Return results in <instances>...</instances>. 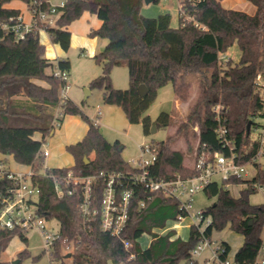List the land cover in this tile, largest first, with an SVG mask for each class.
<instances>
[{"label": "trees", "instance_id": "1", "mask_svg": "<svg viewBox=\"0 0 264 264\" xmlns=\"http://www.w3.org/2000/svg\"><path fill=\"white\" fill-rule=\"evenodd\" d=\"M11 1L0 0V24L21 11L5 5ZM40 1L43 8L50 6L48 0ZM248 1L255 7L253 13L228 8L223 0H183L193 19L184 22L180 18L179 27H173L172 15L167 11L155 17L145 16L142 13L144 0H65L56 24L47 28L51 41L69 51L70 23L85 11L96 14L103 21L101 27L90 31V36H99L107 42L93 56L102 66V72L89 86L102 89L104 101L120 106L130 123H141L146 134L152 131L153 123L158 128L171 121L167 111L160 112L155 120L146 114L159 87L171 83L176 99L188 101L192 92L188 75L199 74V92L189 103L177 130V134L186 139L187 149L175 148L172 136L156 142L159 155L149 169L155 178L195 175L193 163L186 162V151L192 148L195 138L198 139V153L206 150L212 154H235L237 163L255 164L257 175L250 180L239 177L214 180L203 189L216 199L202 210L204 221L211 218L204 235L210 238L214 230L227 226L243 234L244 242L234 256L240 264L255 261L264 229V202L256 205L250 201L251 194L256 191L255 185L264 186V169L256 162L263 135L252 136L255 129L264 128V84L258 81L264 74V0ZM40 38L39 31H34L16 40L0 25V152L12 154L21 164L31 165V181L41 190L36 202L39 211L59 222L61 237L49 252L51 262L62 259L61 264H177L181 258H186L189 264H197L192 250L202 239L198 225H191L188 239L177 235L175 228L159 232L179 216H187L173 197L129 184L135 188L136 195L131 197L128 221L121 236H115L101 228L98 214L88 218L83 215L80 185L64 197L55 194L54 180L49 173L61 175L73 171L81 176H96L91 209H99L104 188L100 173L130 175L140 168L122 157L119 141L107 140L99 125L78 103L70 97L61 98L60 90L66 81L54 75L56 64L46 56V45ZM235 43L241 51L240 60H221L220 55ZM57 65L69 73V58L58 59ZM119 65H126L130 72L129 87L125 89L115 88L112 82V69ZM34 79L44 80L49 86L40 85ZM141 84L148 87L144 96L139 93ZM218 105L220 109L216 110ZM66 115L81 116L87 121L88 129L82 139L66 145V150L74 157V164L49 168L42 154L43 144L55 133V122L61 125ZM195 127L199 128L198 133ZM220 127L225 129L223 137L218 132ZM37 132L42 134L41 138L35 137ZM13 182L7 177L0 178V194H5ZM239 183H247V186L236 197L227 186ZM141 201L145 202L144 206ZM25 231L18 227L0 230V264H10L2 254L15 235L27 241ZM145 233L152 237L147 247L139 241ZM124 241L132 246L126 248ZM69 243L74 249L68 258L63 249ZM221 244L226 248L224 255L230 253V244L223 240ZM30 255L28 249L20 251L18 264H23L24 258ZM37 258L40 255L34 257Z\"/></svg>", "mask_w": 264, "mask_h": 264}, {"label": "rangeland", "instance_id": "2", "mask_svg": "<svg viewBox=\"0 0 264 264\" xmlns=\"http://www.w3.org/2000/svg\"><path fill=\"white\" fill-rule=\"evenodd\" d=\"M233 1L234 6L237 9L245 10L247 13H253L255 11V7L248 0ZM226 4L229 5V3ZM11 5L22 7L23 10H25L26 7L21 0L12 1ZM178 5V0H152L144 6L143 14L148 17H155L167 11L173 15L172 26L179 27L180 10ZM26 14L28 13L26 12ZM90 21L93 22L94 20L91 18ZM41 37L43 41L47 38L44 35H41ZM87 37L88 41L98 48V50H102L107 42L106 39H101L99 36H95L94 38L92 36ZM82 39L83 38L81 37L74 39L73 44L71 41L69 51H65L62 47L52 43L50 44L51 46L47 47L46 55L56 56V52H60L61 54H64L63 58H69L71 62V69L68 74V85L70 88L68 91L69 95L93 121L98 119V108H101L102 115L98 119L99 130L110 142L113 143L118 140L120 146H124L121 150L122 157L132 165H137L138 157L140 155L139 145L145 142H160L171 136L173 138L172 144L175 148H183L186 150V139L182 135H178L177 130L187 114L189 103L197 97L199 92V74L191 73L188 75V80L192 82L191 97L188 101H177L178 99H176L175 90L171 83L159 87L157 97L146 111V114L150 115L151 118L155 120L160 112L167 111L171 114V121L169 125L159 126L156 131H151L146 134L141 123H130L124 110L120 106L109 104L104 101L102 89L98 87L91 88L90 90L92 93L86 97L85 88H89L90 81L97 77L99 73L101 74L102 66L93 58L94 55L89 53V47H86L88 53L83 52L85 49L81 45ZM229 52L232 54L234 62L240 60L241 51L237 43L229 48ZM112 72V82L115 88L125 89L129 87L130 72H128V67L126 65L114 66ZM260 77L261 82L264 84V74ZM66 118L65 124L63 126L60 124L57 125L56 132L53 135L48 136L43 144V149H48L50 152V155L46 156V164L48 167L65 168L72 166L75 162L72 154L66 150V145L83 137L88 123L79 115L76 117L68 116ZM75 119H77V121H75ZM258 121L260 123L262 120L259 118ZM194 129L197 133L199 132L198 127H195ZM262 134L263 129L260 127L258 130L253 131L252 136H262ZM35 135L36 137L41 138L42 134L37 132ZM197 145L198 139L195 138L192 143V148L186 151V162L188 164L193 163ZM5 157L8 158L6 161L8 167L16 170H28L27 166H24L25 164H21L14 160L13 157L0 152V159H5ZM256 162L260 163L264 169V144L261 147V153L257 157ZM242 173L244 179L250 180L257 175V168L255 164L251 162L242 166ZM214 177L217 181L222 180V175L219 173L215 174ZM246 186L247 183H239L230 184L227 188L231 191L233 196L237 197L240 195V190ZM192 198V205L189 208L191 215H195L197 211L206 209L216 200L215 197H209L203 190L196 192ZM250 201L256 205L264 202V192L261 188L256 186V191L251 194ZM172 223L169 224L167 228L170 227ZM48 224L51 227L50 231L53 233L58 232L57 230L60 225L56 218H50ZM192 224H194L193 217L187 215L181 221L180 227L176 229L177 235L182 236L184 239H188L190 237V227ZM205 226V223L202 224V228ZM25 236L27 237V241L23 240L19 235H15L9 244L10 246H8L6 251L2 254V258L11 264L14 260L20 259V251L28 249L31 255L24 258L23 264H51L50 253L45 249L41 233L36 229L29 228L25 231ZM261 236L264 238V229ZM151 238V235L145 233L139 238V241L143 247H147ZM210 239L211 242L202 250L198 253H193V258L197 261V264H206L212 254H214L212 252L213 249H215L222 240L230 244L231 251L229 257L234 258L236 251L243 244L245 238L243 234L238 233L227 226L222 230H214ZM71 249L70 252L73 251ZM63 253L67 255L66 251H63ZM37 255H40V258L34 259ZM259 256V258H261L263 256L262 253H260ZM177 264H189V261L186 258H181Z\"/></svg>", "mask_w": 264, "mask_h": 264}, {"label": "built area", "instance_id": "3", "mask_svg": "<svg viewBox=\"0 0 264 264\" xmlns=\"http://www.w3.org/2000/svg\"><path fill=\"white\" fill-rule=\"evenodd\" d=\"M48 1L50 6L47 9L42 7L43 5L40 0H32L30 4L25 2L28 14L21 10L18 15L11 16L7 22L0 24L1 28L15 36L16 40L24 39L29 33L34 31H39V33L45 31L48 33L47 28L56 24L57 18L61 14V8L65 5V0ZM179 10V19L181 18L182 21L185 22L193 19V16L187 12L183 0H179ZM220 59L228 61L231 59V56L224 52L220 55ZM68 74L67 70H62L57 64L55 65L54 75L60 76L66 81L60 90V96L64 100L69 98ZM258 81L262 83L261 80ZM215 108L219 110L220 106L218 105ZM98 113H101L99 108ZM93 122L98 124V119ZM55 124L59 125L60 122L56 121ZM262 129V135L264 136V128ZM218 132L220 137H223L225 129L220 127ZM263 136L262 145L264 144ZM139 148L138 163L134 165L140 168L139 172L130 175H124L120 172L100 173L99 178H102L104 188L99 209H91L92 189L95 185V180L98 178L96 176H81L75 174L73 171H68L66 174L61 175L49 173V176L54 180L55 194L58 197H64L67 193H73L80 185L83 196L81 203L83 215L88 218L91 215L98 214L101 219V228L104 231L110 232V234L115 236H121L128 221L131 197L136 195L135 188L129 187V184H133L134 187H143L151 192H161L166 196L177 199L180 202V208L186 211L187 215L193 217L194 224L198 225L202 233V239L192 250V254L198 253L211 242V239L204 235V229L210 223L211 218L208 217L204 221L202 210L197 211L195 215L190 214L189 208L192 205L193 195L205 189V186L210 182L216 180L215 174L219 173L222 175L221 181L231 177L244 178L242 173V166L244 165L236 162L235 154L227 156L221 152H214L212 154L209 151L202 150L199 153H195L196 156L193 161L196 171L195 175L183 177L180 174H176L172 179L155 178L149 167L157 160V156L159 155L157 144L145 142L139 145ZM260 153L261 151L259 155ZM42 154L48 156L49 150L43 149ZM32 174V167L29 172H16L12 171L5 161L0 160V178L7 177L14 181L5 194H0L2 204L0 207V230L14 229L16 227L23 228L26 231L29 228L36 229L43 237L45 249L50 252L55 248V242L61 237V231L59 229L55 233L50 231L49 218L45 214L40 213L36 202L39 199L41 190L38 185L31 181ZM255 186H258L264 192V186L258 184ZM141 202V206H144L145 202ZM185 217L179 216L170 227L160 229L159 232L164 233L169 228H179L181 221ZM202 223L206 224L204 228H202ZM124 244L126 248L132 246L128 241H124ZM70 249H74L72 243L65 245L63 249V251H66L68 258L71 257ZM212 252L214 254H212L206 264H240L234 258H230L229 253L224 255L226 248L221 242ZM260 253L263 255L261 258H259ZM61 263L62 259L51 262V264ZM257 263L264 264L263 237L258 255L252 264Z\"/></svg>", "mask_w": 264, "mask_h": 264}, {"label": "crops", "instance_id": "4", "mask_svg": "<svg viewBox=\"0 0 264 264\" xmlns=\"http://www.w3.org/2000/svg\"><path fill=\"white\" fill-rule=\"evenodd\" d=\"M12 1H14V0H12ZM12 1L11 2H9V3H6L5 5L7 6V7H12V8H18V9H20V10H22V12H26L27 10V7H25V10H23V8L22 7H15V6H12L11 5V3H12ZM22 1V0H21ZM24 4H25V6H26V3L24 2V1H22ZM178 2H179V0H178ZM226 3H229V5H227ZM223 4H224V6H226V7H228V8H234V9H237L235 6H234V1L233 0H223ZM144 6H146V3H145V1H144V4H143V6H142V13H143V9H144ZM179 6V5H178ZM172 15V14H171ZM93 19L94 21L93 22H91L90 21V19ZM172 20H173V15H172ZM103 23V21L96 15V14H93V13H91V12H89V11H85L83 14H82V16L79 18V19H77V20H75V21H73L72 23H70L69 25H68V29L71 31V33H72V38H71V41H72V44H73V42H74V39H76V38H78V37H81V38H83L82 39V41H81V45L83 46V48L85 49V50H83V52L85 53H88V51L86 50V47H89V53L91 54V55H94L95 56V54H97L98 52H100L101 50L99 49L98 50V48H96L92 43H90L89 41H88V37L87 36H90V31H91V29H98L99 27H101V24ZM41 35H44L45 37H47L46 38V40L45 41H43L41 38ZM40 39H41V42L43 43V44H45L46 45V50H47V47L48 46H51L50 44H52L53 43V41H51V37H50V35H49V33H47V32H45V31H42V32H40ZM94 38V37H93ZM96 39V38H95ZM94 39V40H95ZM93 40V39H92ZM51 42V43H50ZM49 44V45H48ZM53 44H55V43H53ZM57 46H59L58 44H56ZM104 48V47H103ZM226 54H228L229 56H231V59L233 60V57H232V54L229 52V49L226 51ZM64 54H61L60 52L58 53V52H56V56H47L48 58H50L52 61H54V63L55 64H57V61H58V59H61V58H63L64 56H63ZM71 69V68H70ZM70 71V70H69ZM259 80H260V78H259ZM34 81L36 82V83H38V84H40V85H43V86H46V87H48L49 86V84L46 82V81H44V80H41V79H34ZM70 89V88H69ZM86 89V88H85ZM88 89H91L90 88V86H89V88ZM69 91V90H68ZM92 93V91L90 90V92H89V94L88 95H90ZM68 95H69V92H68ZM87 95V96H88ZM86 96V97H87ZM69 97L73 100V98L69 95ZM74 101V100H73ZM177 101H179V100H177ZM75 102V101H74ZM100 110H101V108H99ZM58 112H59V110H58ZM102 115V112L99 114L98 113V119H99V117ZM68 116H72V117H76L75 115H66L65 116V119L63 120V122L61 123V126H63L64 124H65V120L67 119L66 117H68ZM75 121H77V119H75ZM93 121V120H92ZM98 125H99V122H98ZM87 129H88V126L86 127V129H85V132H84V135H85V133L87 132ZM259 128H257V129H255V130H258ZM56 132V131H55ZM84 135H83V137H84ZM35 137H36V135H35ZM83 137H81V138H79V140L80 139H82ZM36 138H38V137H36ZM107 139V138H106ZM108 140V139H107ZM78 140H75L74 142H77ZM118 141V140H117ZM74 142H71V143H74ZM70 144V143H69ZM124 148V146H122V149ZM121 149V150H122ZM4 154V153H3ZM5 155H8V156H11V157H13V155L12 154H5ZM49 155H50V152H49ZM14 158V157H13ZM5 159H6V161L8 160V158L7 157H5ZM0 160H2V159H0ZM15 160V159H14ZM46 163V162H45ZM24 166H27V168H28V170H22V169H12V168H10L12 171H16V172H29L30 171V169H31V165H24ZM46 166H48L47 164H46ZM49 168H51L50 166H49Z\"/></svg>", "mask_w": 264, "mask_h": 264}, {"label": "water", "instance_id": "5", "mask_svg": "<svg viewBox=\"0 0 264 264\" xmlns=\"http://www.w3.org/2000/svg\"><path fill=\"white\" fill-rule=\"evenodd\" d=\"M146 3H149V2H151L152 0H144ZM139 93H140V95L141 96H144L146 93H147V91H148V87L145 85V84H141L140 86H139ZM86 90V96L89 94V92H90V89H88V88H86L85 89ZM247 128H248V131H250V128H251V121H249V123H248V126H247ZM156 124L155 123H153V125H152V131H156ZM122 149V146H120V150ZM19 259H17V260H14L13 261V263L12 264H18L19 263Z\"/></svg>", "mask_w": 264, "mask_h": 264}]
</instances>
